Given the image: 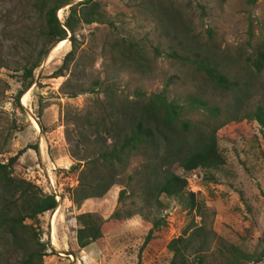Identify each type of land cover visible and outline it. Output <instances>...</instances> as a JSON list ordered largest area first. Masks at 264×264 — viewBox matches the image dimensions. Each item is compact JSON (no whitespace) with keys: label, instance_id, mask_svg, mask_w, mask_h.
<instances>
[{"label":"rangeland","instance_id":"rangeland-1","mask_svg":"<svg viewBox=\"0 0 264 264\" xmlns=\"http://www.w3.org/2000/svg\"><path fill=\"white\" fill-rule=\"evenodd\" d=\"M96 1L106 22L80 25L74 59L61 77L50 74L70 45L53 46L33 71L24 94L26 103L22 105L19 98V109L13 100L21 88L17 69L33 44L40 16L31 0H0V162L25 148L12 165V175L53 194L57 202L53 211L38 215L36 224L25 221L39 229L45 244L42 263L168 264L171 254L165 243L187 226L200 224L213 233L209 248L220 237L248 252L259 249L264 238V147L255 122L230 130L228 135L234 134V139L217 138L224 165L209 170L206 178L197 170L185 173L175 163L167 167L186 178V189L198 205L196 212H187L176 199L161 194L160 208L143 211L147 220L135 214L121 223L111 222L100 239L82 249L76 246V214L92 212L106 219L117 208L134 212L142 205L141 155L130 159L117 183L101 197L86 199L79 206L70 200L83 164L78 132L93 131L91 119L98 117L105 92L134 99L139 92L148 95L165 87L166 98L182 105L187 95H194L219 110L214 119L201 108L186 106L184 117L203 126L236 110L264 104V0L253 4L247 0ZM66 13L67 7H60L57 19L62 22ZM120 38L142 53L141 58L133 60L112 49ZM187 46L206 53L233 83L231 89L215 87L191 63L170 55H186ZM257 55L261 59L255 67L252 60ZM78 85L89 90L70 97ZM120 190L123 200L117 203ZM156 218L161 224L141 248ZM5 239L0 234V264H15L18 254ZM258 264H264V259Z\"/></svg>","mask_w":264,"mask_h":264},{"label":"trees","instance_id":"trees-1","mask_svg":"<svg viewBox=\"0 0 264 264\" xmlns=\"http://www.w3.org/2000/svg\"><path fill=\"white\" fill-rule=\"evenodd\" d=\"M254 1L247 0L248 4ZM31 4L40 16V26L32 46L23 55L24 63L17 69L20 72L21 88L16 91L13 100L19 109L22 107L18 100L32 83L33 71L51 48L62 41L65 44L69 42L70 50L50 74L51 77H61L74 59L78 45L76 31L80 25L106 22L96 0H31ZM65 4L70 5L60 22L56 11ZM112 49L122 55H130L133 60L142 56L132 44H125L123 38L114 42ZM199 50L187 46L186 55L180 57L175 52L170 55L191 63L215 87L230 90L233 83L208 59L206 53ZM260 59L261 56L257 55L252 60L255 67L259 66ZM85 90L89 89L78 85L69 96L73 97ZM105 93L104 101L99 104L98 117L91 119L93 125L90 117L85 118L87 126L93 127V131L90 134L78 132L83 164L78 170L77 184L72 189L70 200L79 206L86 199L101 197L117 183L130 159L141 155L144 161L138 189L142 205L134 212L117 208L106 219L92 212L76 214L74 240L79 249L100 239L104 231L110 228L107 224L111 222L121 223L135 214L147 220L148 215H144L143 211L146 212L152 206L160 208L158 197L161 194L176 199L187 212H196L198 205L194 194L186 189V178L167 167L175 163L185 173L197 170L201 177L206 178L209 170L224 165V158L217 150V138L231 140L234 134L231 138L228 133L235 126L255 122L264 147V104L256 105L248 111L236 110L203 126L201 122H192L184 117L186 106L201 108L214 119L218 117L219 110L194 95H187L186 105H182L166 98L165 87L148 95L139 92L134 99ZM24 150L22 148L5 162H0V234L4 239L7 237L5 240L9 247L17 252L15 264H43L45 244L40 241L39 229L25 221L36 224L38 215L53 211L57 202L53 194L43 193L34 183L12 175V165ZM134 192L130 191L133 195ZM123 194V190L118 192L117 203L122 202ZM160 224L159 218L151 220L141 248L151 241L152 232ZM212 238V231L203 224L187 226L181 235L165 243L166 250L171 254L168 264H258L264 259V238L260 239L262 246L252 252L220 237H215L212 248H209V239Z\"/></svg>","mask_w":264,"mask_h":264},{"label":"bare ground","instance_id":"bare-ground-1","mask_svg":"<svg viewBox=\"0 0 264 264\" xmlns=\"http://www.w3.org/2000/svg\"><path fill=\"white\" fill-rule=\"evenodd\" d=\"M63 45H65V41L60 42V43L58 44V48L62 47ZM58 48H57V49H58ZM26 97H27V96H25V95L22 96V98H21V103H22V105H25V103H26Z\"/></svg>","mask_w":264,"mask_h":264},{"label":"water","instance_id":"water-1","mask_svg":"<svg viewBox=\"0 0 264 264\" xmlns=\"http://www.w3.org/2000/svg\"><path fill=\"white\" fill-rule=\"evenodd\" d=\"M70 4H65L64 6L68 7ZM68 36H69V33H68Z\"/></svg>","mask_w":264,"mask_h":264},{"label":"built area","instance_id":"built-area-1","mask_svg":"<svg viewBox=\"0 0 264 264\" xmlns=\"http://www.w3.org/2000/svg\"><path fill=\"white\" fill-rule=\"evenodd\" d=\"M193 172H195V171H193ZM198 172V171H197ZM199 173V172H198ZM200 175V174H199ZM195 176V175H194ZM200 177H201V175H200Z\"/></svg>","mask_w":264,"mask_h":264}]
</instances>
